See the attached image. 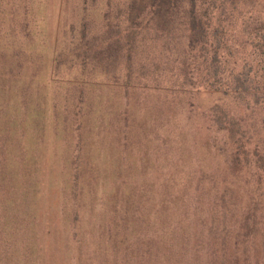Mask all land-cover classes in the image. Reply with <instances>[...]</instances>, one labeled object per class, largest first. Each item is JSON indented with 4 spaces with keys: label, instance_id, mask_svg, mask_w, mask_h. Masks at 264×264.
<instances>
[{
    "label": "trees",
    "instance_id": "trees-1",
    "mask_svg": "<svg viewBox=\"0 0 264 264\" xmlns=\"http://www.w3.org/2000/svg\"><path fill=\"white\" fill-rule=\"evenodd\" d=\"M21 3L0 0V264H40L49 97L66 264H264V0H60L49 56ZM200 91L235 100L203 116L209 165L191 122L163 127Z\"/></svg>",
    "mask_w": 264,
    "mask_h": 264
},
{
    "label": "rangeland",
    "instance_id": "rangeland-1",
    "mask_svg": "<svg viewBox=\"0 0 264 264\" xmlns=\"http://www.w3.org/2000/svg\"><path fill=\"white\" fill-rule=\"evenodd\" d=\"M24 2L25 0H22V3L20 5L23 6ZM30 4H32L30 7V12H32V14L35 15L38 19H41V28L46 37L45 53L47 54V56H49L54 47V40L57 35L59 25H61L60 29H62L64 24L71 20V16L67 18V16L63 15L61 18V12L59 9L60 0H30ZM223 95L224 94L221 91L196 92L189 98V103L192 104V106L190 107L191 120H188L187 122L184 114L177 110L176 114L172 116V118L165 121V123L163 124V127L165 126V128L167 129L169 127L171 128V126L173 125L174 131L177 130V132H181V129L183 128L188 130V126H190L191 122V125L195 128V130H191L190 132L192 134L194 133L193 137H195L197 141L196 146L192 145L191 143V145L193 146L192 153H195V156H198L200 154V158H202L203 164L209 165L219 160V156L214 150L212 144L215 135L208 133L205 130L204 127L206 123L203 116L208 113L209 108L216 102L224 101V103H226L227 105H234L235 100H233V98L224 97ZM48 102L49 107L46 106L42 108L43 111L40 114L42 120L39 122L43 133V135L41 136V138L43 139V143L40 147H35L34 149L33 146H31L32 149L30 152V154L37 159V165H39V169L36 173L39 180L38 188L40 191V206L36 211L37 219L39 220V235L37 239L40 245L38 247L40 250V264H66V259L63 258L62 251H66L64 243L66 242L68 246L69 240H67L68 235L65 233V231L62 230L63 227L58 222L59 214L56 213V208L54 205V202L56 201L57 188H53L54 183L52 182V176H54L60 168L59 157L61 148L59 144V136L54 134L53 129L50 126V97L47 103ZM187 115H189V113H186V116ZM161 132L163 133L164 131L161 130ZM30 141L32 144L34 142V138H29V142ZM141 154V151L134 150L133 153H131V156H133L131 157V160L134 161V164L132 165V167H128L126 169L120 166L118 168L119 175H127L128 173L133 172L139 174L141 169L134 167L136 166L135 161H139V159H137V156ZM191 159H194L193 156L191 157ZM29 161L32 160L29 159ZM112 170L108 169L107 166L106 168H104V172H111Z\"/></svg>",
    "mask_w": 264,
    "mask_h": 264
}]
</instances>
